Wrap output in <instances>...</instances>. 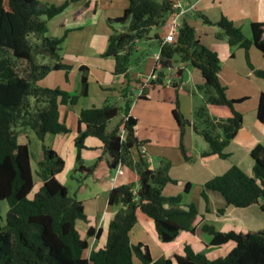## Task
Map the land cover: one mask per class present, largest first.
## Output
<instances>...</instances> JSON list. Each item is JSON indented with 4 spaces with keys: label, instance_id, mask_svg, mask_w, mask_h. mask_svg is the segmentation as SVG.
Here are the masks:
<instances>
[{
    "label": "trees",
    "instance_id": "16d2710c",
    "mask_svg": "<svg viewBox=\"0 0 264 264\" xmlns=\"http://www.w3.org/2000/svg\"><path fill=\"white\" fill-rule=\"evenodd\" d=\"M76 1L65 0L61 5H55L41 0H0V200L9 204L6 222L0 221V264H264V229L223 231L213 223L200 224L201 214L196 204L183 207L181 194H164L165 185L176 182L169 175L171 163L163 161L158 169H153L146 152L140 150L143 142L137 135L138 120L130 114L129 99L124 107L105 103L82 108L78 117L75 144L79 170L86 175L94 171L97 162L87 167L81 154L87 147L86 139L97 137L103 143L111 168L116 169L121 163L140 177L139 183L122 184L110 191L109 203L118 210L110 222L106 244L92 249L87 255L89 242L78 226L79 222H88L85 203L70 195L57 177L65 166L64 158L43 143V158L35 167L29 142L20 140L21 134L30 131L43 142L48 134L70 132L61 120V107L75 105L81 97L89 95L86 66L80 68L79 91L40 85L50 72L71 68L61 55L66 34L62 37L49 35L48 23ZM127 1L128 7L123 14L108 20L125 28L110 35L103 53L114 57V73L124 76H128L135 43L149 39L153 28L169 22L175 0ZM203 19L205 23L214 24L208 17ZM217 25L223 29L230 46L246 49L250 65L248 50L252 45L264 56V21L251 23V39L224 15ZM156 38L161 44L158 64L163 69L173 67L178 56L181 63L192 64L204 78L199 88L205 92L206 105L196 111V116L204 119L207 125L202 135L209 148L202 156L229 158L226 149L243 125V114L237 104L248 97L228 96L227 86L220 79L222 67L218 52L204 44L194 26L186 20L180 26L176 42H164L158 33ZM183 72L184 68L179 69L178 75ZM255 73L264 78V69H255ZM164 77L161 71L146 85L161 84ZM126 93L125 89V97L128 96ZM210 107L224 109L226 117L211 114ZM121 112L123 119L109 130L110 121ZM172 113L181 131L182 154L190 161L192 156L184 143L190 121L177 109ZM257 117L264 124V93L259 98ZM122 129L125 130L124 137L120 133ZM135 147L139 151L137 158L133 153ZM250 155L253 160L251 175L233 165L204 184L201 195L207 213L212 208L210 191L219 192L225 201L219 208L221 215L228 206L247 208L260 203L264 210V144H257ZM36 177L41 185L34 191ZM190 186V182L186 183V192ZM138 210L155 221L163 242H172L182 231H190L208 236L209 245L222 246L233 241L235 246L226 255L213 258L187 245L185 254L174 253L155 260L147 244L132 241L131 232L138 222ZM100 234L101 230L93 226L87 231V236L99 237Z\"/></svg>",
    "mask_w": 264,
    "mask_h": 264
},
{
    "label": "crops",
    "instance_id": "0c3cea01",
    "mask_svg": "<svg viewBox=\"0 0 264 264\" xmlns=\"http://www.w3.org/2000/svg\"><path fill=\"white\" fill-rule=\"evenodd\" d=\"M41 1L49 3V1L47 0L46 1L41 0ZM58 1H61L62 4L64 3L65 0H58ZM104 1L105 0H78L76 2H73L71 5H69L66 8L64 12H62L61 14L57 15L56 17L50 20L54 23V27H52L54 34L53 36L60 37V33L64 31V34L68 33V37H69L70 35L73 36V34L77 32H81L82 34H85V31L89 30L91 34L88 45L91 48L90 51L94 50V53L99 56L98 58L99 61L100 57H102L103 53L107 49L110 35L115 30L114 24L109 23L108 20L123 14V13L116 14V16H112L113 13L116 12V11L113 12L114 10L113 5L115 4V1H110L111 3L106 4L105 7L103 5ZM183 1L186 7H191V9L194 8L195 4L189 6L187 5V0H183ZM248 1L254 4L253 10H251L249 6L243 5L239 13L240 15L238 16V18H235L236 20H234L237 26L243 25L244 22L245 24L249 23L251 25V23L254 21H264V0H248ZM120 6L122 11L124 12V10L128 7V1L127 3L121 1ZM255 7H257V9H255ZM191 9L187 12L185 17L183 18V21L185 20L187 22L189 21L190 18L189 14L191 12ZM105 20H107V24H105L106 23ZM56 31H58L57 34H55ZM82 37H84V35ZM160 37L162 38V40H164V37L162 36ZM85 46L86 45H80V46L77 45L75 46V49L77 52L85 51ZM252 47L256 49L255 52L253 51L256 57L260 59V57H258L256 53L258 49L254 45H252L250 47L251 50ZM160 51H161V44H160ZM259 52L261 53V51ZM89 53L91 54V52ZM86 57L87 55L85 54L79 60V64H80L79 73L75 77V82L73 84V92L80 90V86H81L80 68L82 66H86L89 69V72H91L93 68L91 63L89 62V59H86ZM64 58L66 59V56L63 57V59ZM109 58L114 59V57L111 56H109ZM114 67H115V59H114V63L110 61L109 68H107L105 70V73L101 77H99L98 82L105 86L119 83L122 87L121 91H124L125 88L127 87L126 86L127 83L125 79L128 78L130 79L129 84L131 83L134 86L136 85V87L139 88L141 87L142 92L139 93L140 95L138 97L139 101H148L149 98L152 97V94H150L151 93L150 90L159 93V88L165 85L164 81L161 84L152 85V86L149 85L147 86L145 84H142V82H140L139 80L138 83H135L131 81L130 68L128 71V76H124V75H116L114 73ZM181 68L184 67H179L178 70ZM255 69H264V62L259 61L257 62V64H253L254 72ZM178 70H177V75H178ZM61 71L62 70H58V72ZM55 72L57 71H53V73ZM53 73L51 72V74ZM220 79L221 82L224 85H226L222 79V72H220ZM261 79L264 80V78ZM166 85L168 87L172 86L177 88L179 86V83L176 80L173 81L171 80V78H169L168 81L166 82ZM228 85H226L227 94L229 92L228 90L231 89L229 88L230 86ZM46 86L55 88L53 82L46 83ZM246 86L247 85L245 83L239 82V85L235 88L233 94L228 95L231 98L248 97L250 98V100H253V102L250 104L247 103V100L237 104V109L243 114V125L239 130L237 136L230 142L229 146L226 149V151L230 153L229 158L223 159L218 155L204 157L202 156V152L207 150L208 149L207 148L200 153V158H197V160L194 157H192V160L190 161L185 160L183 157H181L180 159L176 157L174 153L171 154V148L172 147L175 148L176 146H170V145L167 146L166 136L163 133H161V136L163 137L162 139L163 144L160 145L157 153V155L160 156L163 155V159H161L160 165L162 164L163 161H169L171 163L172 168L170 170L169 175L172 179L176 181V182H169L165 185L163 189L164 194L166 196L181 194L183 196V202H182L183 207H185L184 206L185 204L187 205L189 203L196 204L199 213L201 214V216L198 219V222H200V224L204 222L213 223L219 230H223V231H229V230L244 231V232L252 231L249 226L242 223L247 216L245 210H252V208H257L258 205L259 206L261 205L260 203H257L258 205L253 204L249 208H243L242 210L235 209V206H228L225 214L221 215L219 214V208L225 205L224 204L225 201L223 198L221 199L216 192L210 191L209 196H210V203L212 208H211V212L207 213L205 210L206 204L201 195L202 188L207 181H209L210 179H212L217 175L223 174L233 165H238L246 173L250 175L253 173V161L250 155L251 150L259 143L264 144V124L261 123L257 117V106L260 95L264 93V83H258V89H256V91H249ZM57 87L72 92V90L68 88H63L65 86H57ZM126 92L128 93L127 89ZM122 95L124 99L126 100L129 99L128 98L129 96L125 97L124 93ZM88 96L81 97L77 102V104L75 105L69 104L61 107V120L62 117H64V120L62 121L65 122L67 126L70 128V132L63 134H55V135L48 134L54 136V139L50 147L55 149L65 160V166L63 170L57 175L58 179L62 184H64L68 188V190L70 189L66 183H68L69 180H71V182L76 180L78 183V187L74 190V192H77L78 199L83 200L85 203V211L88 216V222L87 223L79 222L78 226L82 234L85 237H87L89 242V249L87 251V255L92 249L97 250L101 247H104L106 244L110 222L112 221L118 210L117 207L112 206L109 203L110 191L114 187L122 184L131 183V182L139 183V178H140L139 174L136 171H134L133 169L127 166L124 167L123 174L117 175L116 169L111 168L109 164V157L107 153H105L104 151L102 141L97 137H88L86 139L87 147L82 150V154H81L83 163L87 167L92 166L91 164L88 165L86 163L87 161H91V162L97 161L94 171L91 174L86 175L83 171L78 169L77 147L75 144V138L78 135L76 129L78 117L80 111L83 108V107L78 108V105L80 104L81 100L87 98ZM210 110H211L210 112L223 114V116H225L224 113L225 111L222 108L210 107ZM71 112H73L74 116L68 122L67 116ZM130 114H132L135 118H137L136 114H134V111H132V108ZM123 117H124V113L121 112V114L117 117L118 121H116V123H113L114 120H116V118L111 120L108 127L109 130H113L121 122ZM137 128H138V124H137ZM48 135L45 137V140L48 138ZM137 135H138V131H137ZM24 136L25 138L24 140H21V142H30L29 132L24 133ZM157 138H161V137L158 136ZM180 142H181V131H180ZM173 144L177 145V142H173ZM185 146L188 149L187 144ZM179 148H180V143H179ZM140 150L146 152V155L148 156L149 150L146 148L145 145H142ZM149 160L151 162L152 168L157 169L154 166V161L152 160V158H149ZM178 165L181 166L180 174L179 173L176 174L175 171L176 170L175 168ZM77 170L80 171L82 175H80V173H78ZM188 182L191 183L190 189L185 194H183V192H185L186 190L185 189L186 183ZM137 216H138V222L134 226L131 232L132 241L135 243L143 242L147 244L151 250L152 257L155 260L161 257L170 256L174 253L185 254L187 245H191L196 252H204L209 257H213V258L226 255L235 246V242L232 241L233 245L231 246V248L228 250L226 254H223L225 252H222L220 250L224 247L225 244L222 246L209 245L208 236L206 235L200 236L190 231H182L179 234V236L172 242H168V243L163 242L159 238L155 221L149 216H147L141 210H138ZM90 226H93L96 229L101 230V234L99 237L87 236V231Z\"/></svg>",
    "mask_w": 264,
    "mask_h": 264
},
{
    "label": "rangeland",
    "instance_id": "374dc122",
    "mask_svg": "<svg viewBox=\"0 0 264 264\" xmlns=\"http://www.w3.org/2000/svg\"><path fill=\"white\" fill-rule=\"evenodd\" d=\"M47 1H49V4H61V1L58 0ZM110 1H115V4L113 5V12H116H114L112 16H116V14H122L123 11L121 9L120 2L124 1L127 3V0H105L103 4L104 7L106 4L111 3ZM193 4L195 5L194 8L191 9L188 22L194 26L197 36L202 39L204 44L218 52L221 59L222 79L224 83L226 85L229 84L228 86L231 88L228 90V95L233 94V91L239 85V82L245 83L249 91H256V89H258V83H264V80L258 77L253 71V64H257L259 61L264 62L263 55L257 50L256 53L260 59L257 58L254 53L256 49L252 47L251 50L250 48L248 50V55L250 63L253 64H248L246 49L239 46H230L228 38L225 35L223 29L217 25V22L223 15L234 22V20H236L235 18H238L240 15L239 13L243 5L249 6L250 9L253 10L254 4L248 0H187V5L191 6ZM255 9H257V7H255ZM203 17H208L214 24L205 23ZM105 21V24H107V20ZM113 24L115 28L114 32L116 30L117 32H121L125 28L120 23ZM52 27H54V23L49 21L48 34L53 36L54 34ZM168 27L169 22H167V24L163 27L153 28L149 34V39L144 38L135 43L133 55L131 56V81L135 83L140 81L142 84L146 85L149 83V81H151L150 79L152 75L157 76L161 71L165 74V85L159 88V93L150 90L152 97H150L148 101H139V93L142 92L141 87L139 88L136 87V85L134 86L131 83L129 84L130 79L124 78L127 83V87L125 89H127L129 93L128 98L131 101L132 111H134V114H136V117L139 120L137 128L138 137L140 136L139 138L143 142V145H145L149 150L148 156L149 158H152L154 161V166L157 169L160 166L161 159H163V155H157L160 145L163 144V137L161 136V133L165 134L166 136L167 146H176L175 148H171V154L174 153L176 157L180 159L181 157L184 158L182 151L179 148L180 128L173 117L172 112L174 109H177L181 116L190 121V125L186 126L184 143L185 145L187 144V150L190 152L191 156L197 160V158H200V153L203 150L209 148L208 142L202 135V131L205 130L207 125L204 119L196 116V111L206 105L205 92L199 88L200 85L204 83L202 74L197 69H195L192 64L189 63L184 65L181 63L178 56L175 58L174 65L171 68L163 69L158 64L156 56L160 53V43L156 38V34H160V36L164 37L165 39L168 34ZM240 27L243 29L246 37L251 39L252 32L250 24H245L244 22V24L240 25ZM57 33L58 31H56L55 34ZM77 33L73 34V36L70 35L69 37L67 33L61 49L62 57L66 56V59L64 58L63 61L70 65L71 68L68 71L65 69H62L61 72L57 71L55 73L52 71L53 74L50 72V74H48L49 76L47 75L43 80H41L40 85L46 86V83L53 82L55 88L57 86H65L63 88H68L73 92L75 77L79 73V60L83 57V55L86 54V59H89V62L93 67L91 72H89V69L87 71L89 80V96L81 100L78 108L102 106L105 103L116 104L120 107H124L127 100L124 99L122 95L124 91H121L122 87L119 83L105 86L98 82L99 77H101L105 73V70L109 68L110 61L114 63V59L102 55L99 60L101 62H99V56L94 53V50L90 51L91 48L88 45L91 32L86 30L85 34H82L81 32ZM64 35V31H62L60 33V37ZM83 35L84 37H82ZM77 45H86V52H77L75 49V46ZM89 52H91V54ZM179 67H184V73L182 76L177 75V70ZM169 78H171L173 81L176 80L179 83V86L177 88L172 86L168 87L166 82ZM252 102L253 100H250V98L247 99L248 104ZM212 113H214V115H218L219 117H226L227 115L226 112H224L225 116L215 112H211V114ZM73 116V112L68 114V122L73 118ZM62 120H64V117H62ZM116 121H118L117 118L113 123H116ZM29 135L30 150L32 153L31 161L33 166L36 167L37 161L43 158V143L50 146L54 136L48 135V138L43 142L34 132L30 131ZM158 136L161 138H157ZM24 138V134H21L20 140H24ZM173 142H177V145H174L175 143L173 144ZM138 152V149L135 147L133 149L135 158L137 157ZM96 162L97 161H87L86 163L88 165H94ZM171 168L172 165L169 169V174ZM175 169L176 174L181 173L180 165H178ZM78 173L82 175L80 171H78ZM66 184L69 186L70 195L77 196L78 193L74 192V190L78 187L77 181L74 180L71 182V180H69ZM40 185L41 183L37 178L34 191H36ZM185 193L186 190L183 192V194ZM216 193L221 199L223 198L219 192ZM32 194L33 192L31 193V196ZM8 208V202L6 200H0V221L6 222ZM235 209L242 210L243 208L235 207ZM245 211L247 216L243 222H240L249 226L252 231L263 230L264 210L258 205L257 208H252V210ZM232 245L233 242L231 241L225 244L220 251L225 252L223 254H226Z\"/></svg>",
    "mask_w": 264,
    "mask_h": 264
},
{
    "label": "built area",
    "instance_id": "2783aa9c",
    "mask_svg": "<svg viewBox=\"0 0 264 264\" xmlns=\"http://www.w3.org/2000/svg\"><path fill=\"white\" fill-rule=\"evenodd\" d=\"M183 0H175L173 2V11L171 12L170 18H169V29L168 34L166 38L164 39V42L173 43L176 42L179 35V29L183 22V18L187 14V12L191 9V7H186L183 3ZM160 57V53L157 55V60ZM156 78V76L152 75L151 79ZM150 79V80H151ZM121 136H125V130H121ZM117 175L124 173V165L119 164L116 168Z\"/></svg>",
    "mask_w": 264,
    "mask_h": 264
}]
</instances>
